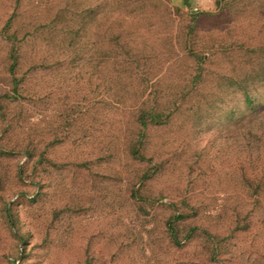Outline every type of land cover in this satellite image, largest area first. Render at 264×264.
I'll return each instance as SVG.
<instances>
[{"label":"rangeland","instance_id":"rangeland-1","mask_svg":"<svg viewBox=\"0 0 264 264\" xmlns=\"http://www.w3.org/2000/svg\"><path fill=\"white\" fill-rule=\"evenodd\" d=\"M262 47L264 0H0V264H264Z\"/></svg>","mask_w":264,"mask_h":264},{"label":"trees","instance_id":"trees-1","mask_svg":"<svg viewBox=\"0 0 264 264\" xmlns=\"http://www.w3.org/2000/svg\"><path fill=\"white\" fill-rule=\"evenodd\" d=\"M221 0H215L216 5ZM192 18H196L197 14H190ZM190 53V52H188ZM251 53L254 56H257L256 62L254 64H250L246 71L243 73L242 76H240L238 79H234L231 82L230 90L232 89V92L237 91L240 94L241 101L243 102L245 108L248 110V113H255L256 112V119H259L257 113L259 111L255 107L257 105H254L255 100H257V97L253 94H255L258 89H264V47L261 49H254L251 51ZM199 60L201 62L204 61L203 56L199 57ZM260 60V61H258ZM15 60L13 59L12 64L10 66L11 74L13 73V68L15 66ZM13 76V74L11 75ZM199 79H201V76L199 74L195 75L193 79L190 81L191 84L199 82ZM12 80H14V77H12ZM14 82V81H13ZM13 92H17L15 85L13 86ZM189 95V91L182 93L180 95L181 98H186ZM169 111H164L162 109H158L153 106H144L140 105L135 110V122H136V132L135 136L127 143L126 145V153L127 156L137 163H147L148 166L151 169H155V165L151 164V160L146 159L145 157V131L149 126H162L166 124L172 115V110L168 109ZM255 111V112H254ZM230 117H228L229 120H234L235 116L233 115V110L230 111ZM262 120V119H261ZM258 124H260V121ZM257 132V131H256ZM255 132V133H256ZM255 138L258 140L264 139V122L261 123L259 128V133H256ZM150 171L147 170L142 175V179H139L137 181H132L131 184H129L128 190H129V196L134 201H141L142 196L141 190L142 186L145 182V180H148L151 178ZM185 217L181 214L174 215L172 214L165 222V230L170 236V240L172 244L177 246L179 244L178 240L176 239V223L179 221L184 220ZM23 242V241H21Z\"/></svg>","mask_w":264,"mask_h":264},{"label":"crops","instance_id":"crops-1","mask_svg":"<svg viewBox=\"0 0 264 264\" xmlns=\"http://www.w3.org/2000/svg\"><path fill=\"white\" fill-rule=\"evenodd\" d=\"M192 1H194V0H192Z\"/></svg>","mask_w":264,"mask_h":264}]
</instances>
